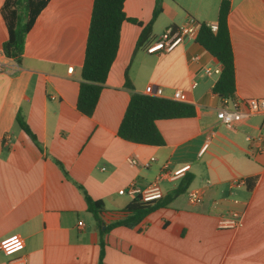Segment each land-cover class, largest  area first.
<instances>
[{"label": "crops", "instance_id": "obj_1", "mask_svg": "<svg viewBox=\"0 0 264 264\" xmlns=\"http://www.w3.org/2000/svg\"><path fill=\"white\" fill-rule=\"evenodd\" d=\"M228 1L231 97L264 96V0ZM4 2L0 245L15 237L24 244L10 255L0 248V264L18 257L24 264H97L99 230L84 191L102 200L101 218L107 223L122 216L134 196L119 193L120 188L142 189L156 181L164 195L186 174L192 175L188 187L166 206L133 226H115L104 234L102 264H264V151L251 153L245 140V134L257 132L261 115L241 119L233 128L218 120L223 102L212 90L218 75L205 74L204 67L221 65L196 38L159 54L145 50L168 26L189 18L217 22L221 0H160L154 18L156 0H124L125 15L137 22L122 21L116 55L90 115L79 111L76 101L93 0H47L26 33L20 63L2 51L8 35ZM152 18L150 34L137 45L142 26ZM177 89L195 113L156 119L163 144L118 135L132 90L171 99ZM17 114L41 149L16 123ZM183 164L189 168L182 176L160 175ZM251 177V188L246 182L230 183ZM193 189L200 193L195 203L187 199ZM231 212L241 215V225L219 228L218 217Z\"/></svg>", "mask_w": 264, "mask_h": 264}, {"label": "trees", "instance_id": "obj_2", "mask_svg": "<svg viewBox=\"0 0 264 264\" xmlns=\"http://www.w3.org/2000/svg\"><path fill=\"white\" fill-rule=\"evenodd\" d=\"M123 1L93 0L92 3L76 101L77 109L87 115H90L95 108L100 90L116 55L122 21L137 22L136 19L125 15ZM46 2L47 0H5L2 14L8 35L2 43V51L6 57L13 58L17 63L21 62L26 33ZM229 6L228 0H221L216 31H212L205 22H200L196 36L197 42L220 62L221 70L212 87L219 97H231L235 89L233 50L227 25ZM159 10L160 0H156L153 18ZM153 18L142 26L137 45L150 34ZM138 24L141 25L139 21ZM194 113L193 105L188 102L132 90L117 133L120 137L134 142L160 145L164 140L156 127V119L191 116ZM15 121L41 149L36 135L20 114L16 115ZM56 162L63 169L61 163L58 160ZM191 179V174L184 175L175 188L157 199L146 201L142 200L139 194H134L124 207V214L107 223L101 218L104 210L102 200L94 199L84 191L87 209L94 216L99 230L100 251L97 264H102L105 244L103 236L110 228L137 224L148 213L166 206L176 195L184 192ZM254 181L255 177L245 179L248 188L253 186Z\"/></svg>", "mask_w": 264, "mask_h": 264}, {"label": "built area", "instance_id": "obj_3", "mask_svg": "<svg viewBox=\"0 0 264 264\" xmlns=\"http://www.w3.org/2000/svg\"><path fill=\"white\" fill-rule=\"evenodd\" d=\"M212 31H216L217 22L206 23ZM200 22L193 18H189L188 21L182 25L178 26H168L163 30V32L153 40H151L146 46L145 50L147 53H162L167 52L175 48L177 45L181 44L185 39H195L197 32L199 30ZM197 55H193L192 59L196 60ZM69 67L68 70H71ZM220 67H204V73L207 75L220 73ZM195 84V82H193ZM161 88L156 89V94H160ZM185 94L182 90L177 89L174 91L172 98L173 100L185 101ZM223 105L217 108L216 117L220 120L226 127L233 128L234 124L244 118L258 114L261 115L262 120L255 134H245V140L248 144L249 151L252 152H263L264 151V96L260 97H242V98H232V97H222ZM206 146L203 145L201 150ZM132 164L136 163L135 159L130 160ZM171 160H167L165 168ZM147 165V163H145ZM189 164H183L176 168L164 169L161 171V176H166L169 178H176L185 174L188 170ZM245 180H233L230 183L232 185L244 184ZM119 193H129V194H139L142 200H152L160 198L163 193L156 181L151 182L144 188H138L133 184L129 185L127 188H120ZM187 199L191 203H195L200 200V193L198 190L187 191ZM242 218L239 213L231 212L227 215H221L217 219V226L219 228H234L241 225ZM79 225L82 224L81 221L78 222ZM23 239L21 237H15L10 239L0 245V248L5 254H13L19 251L23 247ZM7 264H24L22 258H11L8 260Z\"/></svg>", "mask_w": 264, "mask_h": 264}]
</instances>
